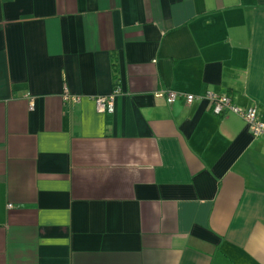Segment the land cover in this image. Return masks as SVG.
Segmentation results:
<instances>
[{
    "label": "crops",
    "instance_id": "obj_1",
    "mask_svg": "<svg viewBox=\"0 0 264 264\" xmlns=\"http://www.w3.org/2000/svg\"><path fill=\"white\" fill-rule=\"evenodd\" d=\"M159 90L264 119V0H0V264H264V138Z\"/></svg>",
    "mask_w": 264,
    "mask_h": 264
},
{
    "label": "built area",
    "instance_id": "obj_2",
    "mask_svg": "<svg viewBox=\"0 0 264 264\" xmlns=\"http://www.w3.org/2000/svg\"><path fill=\"white\" fill-rule=\"evenodd\" d=\"M119 88L115 87L113 92L109 95L94 97L96 109L100 112H113L114 97L118 93ZM157 97H162L167 103H173L176 99L182 98L184 102L189 105L197 98H205L210 104V109L217 114H225L231 112L241 117L253 137L264 138V119H261L258 114L256 106H250L246 109L240 108L232 101L228 95H220L211 91H206L203 95H195L191 93H179L169 90H159L155 94ZM64 101L70 103H77L81 96L74 95L65 89L63 93ZM10 206V204L8 205Z\"/></svg>",
    "mask_w": 264,
    "mask_h": 264
}]
</instances>
